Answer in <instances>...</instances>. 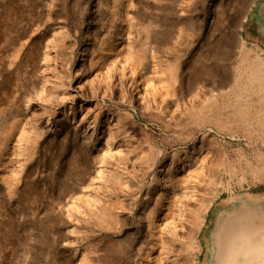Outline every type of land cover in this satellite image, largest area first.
Instances as JSON below:
<instances>
[{
  "label": "rangeland",
  "instance_id": "obj_1",
  "mask_svg": "<svg viewBox=\"0 0 264 264\" xmlns=\"http://www.w3.org/2000/svg\"><path fill=\"white\" fill-rule=\"evenodd\" d=\"M248 53L264 0H0V264H210L264 207Z\"/></svg>",
  "mask_w": 264,
  "mask_h": 264
},
{
  "label": "bare ground",
  "instance_id": "obj_2",
  "mask_svg": "<svg viewBox=\"0 0 264 264\" xmlns=\"http://www.w3.org/2000/svg\"><path fill=\"white\" fill-rule=\"evenodd\" d=\"M249 53L246 55L249 76L264 90V57L259 53ZM237 85L242 88L244 84L241 82ZM119 149L115 148L114 152ZM236 201L237 198L233 202ZM223 216L215 234V249L210 264H264V207L242 201L234 208L227 209Z\"/></svg>",
  "mask_w": 264,
  "mask_h": 264
}]
</instances>
